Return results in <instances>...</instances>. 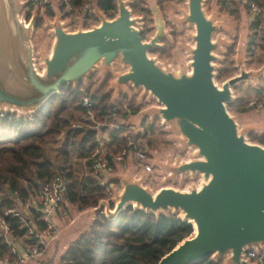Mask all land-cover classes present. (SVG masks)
Here are the masks:
<instances>
[{"label": "water", "instance_id": "1", "mask_svg": "<svg viewBox=\"0 0 264 264\" xmlns=\"http://www.w3.org/2000/svg\"><path fill=\"white\" fill-rule=\"evenodd\" d=\"M117 1V13L107 18L98 8L99 23L70 30L56 14L52 20L50 51L42 49L38 69L33 56L31 31L34 15L25 23L20 13L23 0H0V106L34 110L59 87L76 84L101 62L105 71L117 62L114 91H126L128 82L141 95L157 100L145 109L162 124H173L183 147L192 152L187 158L166 163L155 161L169 175L199 176L185 189L161 186L151 190L144 177L131 170L114 174L121 189L113 209L101 199L109 218L127 204L151 210L180 211L193 224V231L164 253L155 264H191L211 256L224 264H250L242 258L245 246L260 247L264 242V145L248 140L253 124L241 127L227 108L234 99L236 84L250 82L264 67L247 69L236 60L238 71L218 84L216 61L227 38L217 31L228 30L223 20L206 13L203 0H187L186 11L177 18L192 24V44L186 45L187 61L174 68L150 54L165 35V22L155 7V31L147 39L140 34V16L133 15L127 0ZM168 177V174H167ZM198 178V177H197Z\"/></svg>", "mask_w": 264, "mask_h": 264}, {"label": "trees", "instance_id": "2", "mask_svg": "<svg viewBox=\"0 0 264 264\" xmlns=\"http://www.w3.org/2000/svg\"><path fill=\"white\" fill-rule=\"evenodd\" d=\"M86 1L68 0L71 5L70 12L62 10V4H59L58 9L64 17L75 16ZM29 2L31 0H25L24 6L26 7ZM143 2L144 0L130 2L132 13L143 17L144 22L140 29L142 38L152 30L145 22L151 20V11ZM162 2L163 0H157L159 6ZM93 3L95 8L102 10L109 17H113L117 11L116 0H93ZM245 3L248 8L246 12L250 15L249 4ZM231 12L238 16L235 8ZM93 14L90 9L83 15H86V23L97 22ZM24 15L26 18L30 17V11L27 10ZM45 15H54L53 6H47ZM258 21L255 19L249 24L251 33L247 44L248 65L253 64L255 60L259 61L255 58L257 50L264 53V33L255 30ZM40 23L41 18L34 22L35 27H39ZM251 42L255 43L254 49L250 48ZM234 47L235 44L226 51L225 58L217 70L218 80H223L236 71L233 59L229 57L233 54ZM109 79L107 76L95 86L94 91L90 90V84L86 85L83 81L76 84L66 82L37 107L31 117L15 116L10 112L0 115L1 215L5 209L14 205L16 191L24 199L29 196L35 197L39 186L57 175L66 183L62 201L74 204L79 209L97 206L101 199L108 196L106 185L112 180L109 178L105 184L101 183V177L92 171L89 164L88 156L96 144V130L87 118L88 109L81 105L82 95L85 89L91 92L94 104L89 110L94 112L99 121L104 120L108 107L117 106L119 114L123 117L137 112L141 107V103H135V96H130L127 92L121 91L112 96V90L109 87L105 88ZM263 82L264 75L259 77V84L247 87L249 91L251 90L247 98L236 94L227 106L242 111L255 107L249 105L248 101L251 98L258 101L262 99ZM241 83L234 86L235 91L239 89ZM123 103L128 105V111L122 109ZM141 123L143 132L130 131V136L146 137L147 142L151 144L148 133L153 130V122ZM122 132V129L111 131L112 141L108 147L116 152L127 145L128 139ZM248 138L264 145V130L249 132ZM54 144L56 147L52 158L49 153ZM113 182L119 185L117 181ZM110 204H113L112 201ZM27 213L24 218L12 213L3 215L9 226L12 241L21 245L30 244L35 240L34 234L28 233L25 220L34 223L37 230L47 225L41 218L42 211L31 208ZM192 231L193 224L175 212L155 213L127 204L114 217L109 218L102 208H98L88 226L69 243L57 264H155L164 253ZM4 255L12 254L10 245L0 236V257ZM191 264H220V261L207 256Z\"/></svg>", "mask_w": 264, "mask_h": 264}, {"label": "rangeland", "instance_id": "3", "mask_svg": "<svg viewBox=\"0 0 264 264\" xmlns=\"http://www.w3.org/2000/svg\"><path fill=\"white\" fill-rule=\"evenodd\" d=\"M25 2V0H23ZM233 1V2H232ZM203 0V8L206 11L207 14L214 13L216 20H223L226 24L229 25L228 30L223 31H217L215 36L217 34H222L227 38L226 44H223L221 47V51L219 52V55L221 59L216 61L217 70L220 67L222 61L225 58L226 51L228 47L235 44V49L233 51V54H230L229 57L233 59L234 65L236 67V71L233 73L235 74L238 71V66H236V60H241V55L237 53V50L240 49L239 52L242 53L243 56V63L244 66L249 69H257L264 67V53L260 51H256V59H259L254 61L253 64L248 65L247 64V57H248V49H247V39L249 34V21L251 20V17H248V14L246 10L248 9L245 5L246 3H239L237 0ZM129 7L131 0H127ZM117 3V1H116ZM151 11L156 7H158L161 11V14L163 16L164 22L166 23V33L164 36H162L159 40V45L156 46L152 51H150V54L156 55L157 58L160 60V62L167 64L170 63L174 68L179 66L180 62H186L187 61V50L186 45L192 44L193 40L190 37V33L194 31V27L192 24H188L186 21H178L177 18H179L182 15L183 11H186L188 9L187 7V0H163L161 6L158 5L157 0H144L143 2ZM25 5V4H24ZM49 5L53 6L54 8V15L48 16L45 15V11L47 9V6H40L38 2L31 0V2L28 3V5L23 6L20 10L21 14H24L27 10L30 11V15H34V22H37L39 18H41V23L39 27H35L33 24L32 31H31V41L33 44V56L35 58L36 67L39 69L41 66V55L40 51L42 49L46 50L47 52L50 51L52 42H53V34L51 32L52 25L50 22L54 19L56 14H59L63 19L64 15L61 11L58 10L59 2L58 0H51ZM236 9L238 12V16H235L231 12V10ZM131 9V8H130ZM132 12V11H131ZM230 12V13H229ZM93 15L96 17L97 22H90L88 21L86 23V15L77 17L75 16H67L64 17L66 23L69 26L70 30H76L80 27L87 28L91 27L94 24L99 23V17L96 15V13L93 11ZM117 11L114 15H116ZM133 14V13H132ZM105 17L110 18L108 15L104 13ZM136 16H140L141 24L143 25V17L142 15L133 14ZM88 19V18H87ZM147 24L151 25L153 22L152 16L151 20L145 21ZM141 25V27H142ZM153 29L145 34V37L143 39H147L150 35L153 34ZM124 68L118 64L117 62H113L112 69L109 71H105L103 68V65L101 62H98L96 67L94 69L90 70L85 79L82 80L84 84H90V90L94 91L95 86L99 85L103 80L106 79L107 76L110 77L109 81L107 82L108 86L105 88H110L112 91L114 90L113 83L115 80V71L116 70H123ZM232 74V75H233ZM264 75V69L261 71V73L258 76H253L251 78L250 82L242 81V83L239 85V89L237 91L234 90V98L237 95H241L245 98L251 94V90L249 91L248 86L259 84V77ZM231 76V75H230ZM229 77V76H228ZM226 77V78H228ZM225 78V79H226ZM223 79V80H225ZM215 80L218 84H221L223 80H218L215 77ZM264 83V82H263ZM239 84V83H238ZM248 87V88H247ZM126 91H123L120 89V92H127L130 96H135V103H141L140 109L135 113H130L132 115L129 119H131L134 128L131 130H135L138 128H142L141 125L142 121L144 122H153V132L150 131L148 133V137L151 138V144H149L146 140V137H143L147 142L148 150L152 151L153 153V162H154V168L147 173H142V176L144 177L143 183L147 185L151 190L155 191L161 186H172L179 189H185L188 184H190L192 181H198V176L191 178L189 175L186 174L184 177H180L179 175H176L173 177V175H169L170 171L164 169L159 164H156L155 161L164 162L166 163H175L178 160L187 158L189 154L192 152V149L189 147H183L180 138H182V135L176 131L174 125L172 124H162L158 119V116H149L146 115L145 109L149 107L152 104H157V100L149 95L148 93H145L141 95L142 89L140 88L138 91H135L133 87L127 82L126 83ZM113 96V95H112ZM255 99V98H251ZM233 101V100H232ZM228 104V103H227ZM1 110L6 113L10 112L13 113L15 116H20L19 114L23 116H29L31 117L32 112L35 110H19V112L10 111L8 110L9 107H5L6 109ZM228 110L231 114L235 115V118L238 122V125L241 127L244 123H249L254 125V129L250 132H262L264 130V107H251L248 110H237L233 107H228ZM129 115V116H130ZM128 116V117H129ZM249 133V132H248ZM248 138V134H247ZM248 140H250L248 138ZM251 141V140H250ZM255 142V141H252ZM56 144L53 145L51 148V151L49 153L50 157L53 158L54 153L53 150L55 149ZM85 160L83 159V162ZM131 165V164H130ZM128 164H122L120 166L119 172H126L128 170H132ZM168 174V177H167ZM112 180L111 183L108 182L110 185L111 190H106L108 193V196L105 199L108 201L109 206L111 209H113L114 201L116 199V194L120 192L121 184L118 180H114L110 177ZM119 183V185L116 182ZM110 201H112L113 204H110ZM133 205V204H132ZM134 206V205H133ZM97 206H94V213ZM87 208V207H86ZM102 211L104 212V206L101 207ZM60 213L56 214V217L60 219V223L64 224L69 221L71 218H75V223L79 225H83L88 221V214L87 213H80L79 209L76 205L68 203L67 201H61L59 207H58ZM57 212V211H56ZM157 212H175L180 215V211H174L173 209H169L167 211L158 210ZM105 213V212H104ZM53 218H52V224H53ZM220 264L222 263V260L220 261Z\"/></svg>", "mask_w": 264, "mask_h": 264}, {"label": "built area", "instance_id": "4", "mask_svg": "<svg viewBox=\"0 0 264 264\" xmlns=\"http://www.w3.org/2000/svg\"><path fill=\"white\" fill-rule=\"evenodd\" d=\"M40 4V6L49 5L51 0H34ZM244 3L248 2L251 10V21L258 19V25L255 28L257 32L264 33V0H241ZM59 4H62V10L70 12L71 5L68 0H58ZM93 0H87L78 11L77 17L83 16L88 10L94 11ZM59 10V9H58ZM60 11V10H59ZM25 18V23L31 18ZM65 18L63 17L62 20ZM68 28L70 25H66ZM250 48H255V43H250ZM36 65V63H35ZM94 104V100L91 96V92L87 89L81 98V105L88 109L87 118L92 122L91 126L96 130V144L88 156L89 164L92 171L101 177V183L105 182L112 176L114 168L117 163L123 160H132L134 164V174L141 176L142 173L150 172L154 168L153 153L148 150L147 142L143 137H132L130 131L143 132L142 128L131 130L134 128L133 124L129 123L125 117L119 114V108L117 106L108 107L106 115L103 121L96 119L95 114L89 107ZM248 104L255 107H264V92L262 99H250ZM122 109L129 110L126 103L122 104ZM2 109H6L2 107ZM10 111L19 112L18 109L9 108ZM4 112L0 107V115ZM21 115V114H19ZM160 119V118H159ZM161 122V120H160ZM79 125V124H73ZM114 129H122V135L127 137V145L123 146L117 152L109 148L108 145L112 141L111 131ZM200 177L198 176V181ZM197 181V182H198ZM111 184L106 185V190H111ZM66 190V183L60 176H55L44 181L38 188L36 196H29L21 198L19 193L15 192V203L12 207L3 211V215L9 213L19 215L24 218L28 215L27 210L35 208L42 211V219L46 222V227L41 230H37L34 223L25 220L27 231L30 234H34L35 240L30 244L21 245L12 241L9 226L5 222L3 215L0 214V236H2L10 245V251L12 255H4L0 257V264H25L31 259L39 258L45 252L47 244V235L53 227L52 216L58 209ZM242 258L248 260L250 264H264V242L260 243V247L255 245L247 247L245 246L242 251Z\"/></svg>", "mask_w": 264, "mask_h": 264}, {"label": "crops", "instance_id": "5", "mask_svg": "<svg viewBox=\"0 0 264 264\" xmlns=\"http://www.w3.org/2000/svg\"><path fill=\"white\" fill-rule=\"evenodd\" d=\"M151 16H152L153 22L150 26L155 31V21H154L153 11H152ZM248 17H250V15H248ZM250 21H249V24H250ZM165 29H166V23H165ZM250 33H251V31L249 29V34H248V39H247L246 45L249 42ZM112 92H113L112 95L114 96V95L118 94L120 91L115 92L113 90ZM129 115L130 114L125 116V118L129 123L133 124L131 119H129L132 115H130V116ZM122 164H128V165L131 164L130 165V167L132 168L131 171L134 173L133 161L126 159V160H123L122 162L116 164L114 171L112 173V176L114 174L120 173L119 168H120V166H122ZM112 176H111V178H112ZM56 211L52 216L54 222H53L52 229L50 230L49 234L47 235V244H46L45 252L43 253V255L41 257L36 258V259H31L25 264H57L60 256L63 254V252L65 251V249L69 245V243L77 238V236L81 233V231H83L88 226V224L91 222V220L93 219V216H94V208L93 207H87V208L81 209L79 211L80 213H87L89 216L88 221L86 223H84L82 226L75 223V218H71V219H69V221L67 223L62 224V223H60V219H58V217H56V214L60 213V211H59V209H57ZM222 263H223V261H222Z\"/></svg>", "mask_w": 264, "mask_h": 264}]
</instances>
